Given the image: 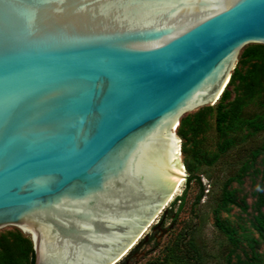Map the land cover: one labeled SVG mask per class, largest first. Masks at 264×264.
Wrapping results in <instances>:
<instances>
[{
  "label": "water",
  "instance_id": "95a60500",
  "mask_svg": "<svg viewBox=\"0 0 264 264\" xmlns=\"http://www.w3.org/2000/svg\"><path fill=\"white\" fill-rule=\"evenodd\" d=\"M253 43L264 0H0V229L34 264L119 261L181 178V118Z\"/></svg>",
  "mask_w": 264,
  "mask_h": 264
},
{
  "label": "rangeland",
  "instance_id": "374dc122",
  "mask_svg": "<svg viewBox=\"0 0 264 264\" xmlns=\"http://www.w3.org/2000/svg\"><path fill=\"white\" fill-rule=\"evenodd\" d=\"M260 45L248 44L240 52L231 74L235 73L234 79L226 88L228 96L222 100L220 113L227 112L222 130L217 124V102L185 115H202L198 133L194 135L191 129L187 138L177 133L185 174L200 179L187 184L184 178L174 199L117 264H264V236L256 228V217L264 219V148L253 160L250 155L263 144L264 129L255 130L245 122L226 132L232 123L231 112L244 94L239 75L261 63L247 59L246 53ZM262 102L264 83L243 106V120L263 123ZM225 191L232 193L230 201L224 199ZM17 232L21 231L12 226L0 229V242L9 241L10 248L14 247ZM2 248L0 253L5 252ZM11 252L19 255L17 248Z\"/></svg>",
  "mask_w": 264,
  "mask_h": 264
},
{
  "label": "trees",
  "instance_id": "16d2710c",
  "mask_svg": "<svg viewBox=\"0 0 264 264\" xmlns=\"http://www.w3.org/2000/svg\"><path fill=\"white\" fill-rule=\"evenodd\" d=\"M247 59L249 60H256L261 62L260 64H255L253 68L248 71L245 75H239V80L242 82L243 92L244 94L240 96L239 98V104L236 106V109L231 112L232 115V123L229 126V129H227L226 132L229 130H236L238 129L243 123H248L250 127H254L255 130H261L264 129V122H255V119L249 118L248 120H243L242 118V112H243V106H245L248 103V100H252L262 89H263V83H264V45H260L258 48H255L251 50L250 52L246 53ZM234 74L231 75L230 81L228 83V86L231 84V82L234 79ZM228 96V91L225 89L220 98L217 101V110L218 115L217 116V124L218 127L222 130L223 121L225 117L227 116V112L220 113V110L222 108V100L226 99ZM246 99V100H245ZM262 105L264 106V102H262ZM201 113L197 112L194 115V118H191L190 116H184L181 118L180 124L177 127L178 134L182 136L183 138H187L188 132L191 129H194V135L195 133H198L202 126L198 125ZM206 125L207 123L204 122ZM230 143V141H227ZM261 148H264V139L263 144L257 147L256 149H253L250 152L251 159L253 160L260 152ZM185 152L188 154V150L185 148ZM195 178L198 180L200 179L199 176H192L190 175L187 179V184L191 183ZM201 183V182H199ZM231 192L225 191L224 192V199L227 201H230ZM202 194L199 195V198ZM229 197V198H228ZM182 198H179L181 200ZM230 199V200H228ZM257 225L256 228L260 231V233L264 236V219L261 217H256ZM14 247H11L8 245L9 241H5L4 243L0 242V246L4 248L5 252L0 253V264H34L35 260V253L33 250L31 239L24 236L23 233L17 232V235L14 237ZM2 248V249H3ZM17 248L18 249V256H15L16 253L11 252V249Z\"/></svg>",
  "mask_w": 264,
  "mask_h": 264
},
{
  "label": "bare ground",
  "instance_id": "6f19581e",
  "mask_svg": "<svg viewBox=\"0 0 264 264\" xmlns=\"http://www.w3.org/2000/svg\"><path fill=\"white\" fill-rule=\"evenodd\" d=\"M228 83H229V82H228ZM228 83L225 84L224 88L222 89V92L227 88ZM221 94H222V93H221ZM221 94L219 95V98H220ZM217 101H218V100H217ZM217 101H216V102H217ZM216 102H215V103H216ZM176 130H177V128H176ZM176 138H177V141H176V145H175V155H176V159H177L178 165H179L180 170H181V178L179 179V181H178L177 184L175 185V187H174V189H173V194L171 195L170 199L168 200V203L171 202V201L174 199V197L176 196V194H177L178 191L180 190V187L182 186V184H183V182H184V178H185V176H186V174H185V172H186L185 165H184V163L182 162L183 160L181 159L182 153H181V144H180V140H179V137H178L177 135H176ZM168 203L165 204V207L168 205ZM156 217H157V216H156ZM156 217H155V218H156ZM155 218H154V219H155ZM154 219L150 222V224L148 225V227L151 225V223L154 221ZM148 227L145 228V229L143 230V233L146 232V230L148 229ZM143 233L140 235V237L138 238V240L141 238V236L143 235ZM138 240H137V241H138ZM137 241L133 244V246L137 243ZM133 246H131L130 249H131ZM130 249H129L128 251H126L125 255L130 251ZM125 255H123V256H125ZM121 258H122V257H121ZM121 258H120V259H121ZM120 259H119V260H120ZM117 262H118V261H117ZM117 262H114L113 264H117Z\"/></svg>",
  "mask_w": 264,
  "mask_h": 264
}]
</instances>
